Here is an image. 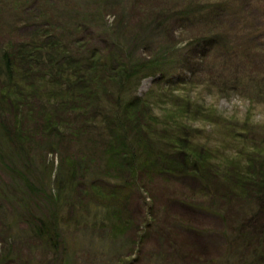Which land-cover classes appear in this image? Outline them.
I'll list each match as a JSON object with an SVG mask.
<instances>
[{"label": "trees", "instance_id": "trees-1", "mask_svg": "<svg viewBox=\"0 0 264 264\" xmlns=\"http://www.w3.org/2000/svg\"><path fill=\"white\" fill-rule=\"evenodd\" d=\"M222 1L202 7L203 0H0V175L5 173L16 190L9 195L0 189V202L14 196L23 200L21 207L37 210L42 197L46 214L34 218V236L58 264H73L68 259L76 251L65 236V211L71 208L69 222L78 226L75 195L93 168L98 181L89 180L87 190L98 199L94 215L101 204H110L107 220L119 236L128 229L123 213L133 193L154 202L146 215L155 219L157 200L150 195L158 181H200V190L213 203L233 204L241 213H251L254 206L264 213V159L251 160L250 165L261 163L247 175L238 174L233 162L215 164L184 123L193 110L188 101L178 98L175 110L158 118L150 106L159 97V91H152L155 86L137 95L139 83L159 75L160 60L172 53L164 44L158 58L136 60V49L161 30L169 34L168 24L174 23L198 27L191 45L209 49L205 57L212 56L213 48L226 40L225 31L213 32L220 13L239 24L244 6L251 5L249 0L218 5ZM206 25L214 27L212 32L201 29ZM92 29L106 34L109 44L94 48ZM246 37L244 46L251 52L243 59L233 57L229 68L225 65L229 77L217 76L216 87L209 81L210 86L223 94L227 85H220L227 82L225 93L264 101V74L252 69L264 64V44L255 34ZM49 154L56 155L57 166L44 164L41 180L33 178L36 159ZM248 215L234 232L245 240L246 230L252 229L249 241L256 246L249 250L244 244L245 250L252 264H264V215ZM145 226L147 235L153 227ZM163 239L166 247L172 243L168 235Z\"/></svg>", "mask_w": 264, "mask_h": 264}, {"label": "rangeland", "instance_id": "rangeland-1", "mask_svg": "<svg viewBox=\"0 0 264 264\" xmlns=\"http://www.w3.org/2000/svg\"><path fill=\"white\" fill-rule=\"evenodd\" d=\"M237 1L223 0L218 5L240 4ZM213 3V0H203L200 6L206 7ZM249 4L251 5H245L243 8L239 24L231 21L227 11L228 18L222 12L220 21L218 23L213 21L219 27L213 32L225 31L223 37L226 40H222L219 47L213 48L210 57H205L209 49L194 48L191 45L192 38L197 37L198 27L189 29L178 27L174 23L171 27L168 24L172 29L169 34L161 30L152 38L149 37L146 44H141L142 46L136 49L135 57L136 60H143L152 55L156 59L158 55H162L159 51L164 44L168 49L170 48L172 57L165 61L160 60V68L157 71L159 75L141 81L137 95L143 96L155 86L152 91L155 93L159 91V97L153 98L150 106L153 116L158 118L168 117V113L173 112L176 105H179L178 98L181 102L188 101L193 110L191 117H188L190 120H185L184 123L192 130L190 136L193 137L194 143L208 149L215 164L224 161L233 162L230 164L233 167L234 164L237 165L236 172L245 175L252 173L256 169L254 166L261 163L256 161L250 165L251 160L264 159V101L251 99L238 92L225 93L230 89L227 82L220 85H227L222 91L223 94L218 93L210 86V82L214 85L217 76L224 79L229 77L225 65L228 66L229 61L233 62V57L238 56L243 59L244 56H248L250 48L248 45L244 46L246 35L255 34L264 44V0H249ZM105 20L110 19L107 17ZM213 28L206 25L201 29L212 32ZM94 32L98 35L95 36ZM91 33H94L90 37L94 48H103L107 45L106 34L94 29ZM217 50L219 52L214 55ZM252 69L264 74V64L253 66ZM154 82H157V85ZM51 163L54 168L57 166L56 155L49 154L45 160L36 159L32 166V177L41 180L45 165L49 166ZM89 172L87 180L98 181L97 169L93 168ZM89 180L75 195L74 202L80 213L78 226L69 222L72 215L71 208L65 211L67 215L65 222L67 224L64 225L65 236L71 251H76L70 255L69 262L73 264H252L253 260L248 256V251L256 246L252 243V239L249 241L252 229L246 230L245 240L242 237L237 239L238 235L234 231L248 214L246 218L249 219L254 218V215L263 218L264 213L258 208L253 206L251 213L246 209L241 213L233 204L228 208L223 203L215 204L200 190L202 188L200 181L190 179L179 180L176 183L158 181V186L153 189L154 196L150 195L157 200L153 212L155 219L147 216L149 214L147 209L154 202L152 200L149 202L145 194L133 193L129 209L123 213L125 227L127 226L128 229L119 236L113 232L109 226L110 221L107 220L111 218L107 210L108 206L111 207L110 204H101L100 210L97 211L98 215H94V205L97 207L98 199L95 192L87 190L91 184ZM11 183V179L5 173H1L0 189H5L9 195H12V191L16 194V190L11 188ZM38 198L37 204L39 203L41 207H37V210L32 207H21L23 200L14 196L0 202V264H58L53 252L36 241L34 236V218L39 215L43 218L46 214L42 197L39 195ZM69 209L70 214H68ZM146 224L153 227V230L144 235ZM257 226L259 225L253 227ZM173 234L179 238H175ZM165 235L169 236V243L172 242L167 247L164 245ZM244 244L250 246L249 250H245ZM182 257H186L187 261H182Z\"/></svg>", "mask_w": 264, "mask_h": 264}]
</instances>
